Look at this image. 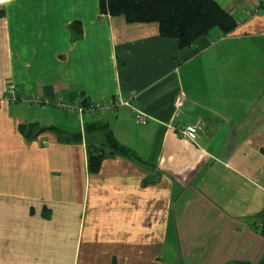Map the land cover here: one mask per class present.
Wrapping results in <instances>:
<instances>
[{
  "label": "crops",
  "instance_id": "1",
  "mask_svg": "<svg viewBox=\"0 0 264 264\" xmlns=\"http://www.w3.org/2000/svg\"><path fill=\"white\" fill-rule=\"evenodd\" d=\"M216 1L236 20L257 2ZM4 5L0 264H264V8L181 47L100 0ZM62 100L105 108L80 115ZM198 119L193 143L176 128ZM87 123L136 156L91 170L106 137Z\"/></svg>",
  "mask_w": 264,
  "mask_h": 264
},
{
  "label": "trees",
  "instance_id": "2",
  "mask_svg": "<svg viewBox=\"0 0 264 264\" xmlns=\"http://www.w3.org/2000/svg\"><path fill=\"white\" fill-rule=\"evenodd\" d=\"M100 7L102 12L111 15L125 14L131 22H157L161 35L178 39L181 47L194 44L213 30L226 35L238 27L235 16L216 0H100ZM4 14L2 0L0 17ZM85 127L87 131L98 128L105 132L106 137L105 146L89 153L91 170L97 171L103 158L109 155L136 156L117 140L106 123H87Z\"/></svg>",
  "mask_w": 264,
  "mask_h": 264
},
{
  "label": "built area",
  "instance_id": "3",
  "mask_svg": "<svg viewBox=\"0 0 264 264\" xmlns=\"http://www.w3.org/2000/svg\"><path fill=\"white\" fill-rule=\"evenodd\" d=\"M264 8V0H257V2L250 8L249 11H247L248 16L262 13V9ZM245 18L244 16H240L237 19L238 23L244 22ZM18 90L15 85H9L6 96L12 100H17L20 96L18 95ZM27 100L32 101L36 104H50L51 101L47 99L41 98L38 94H31L26 97ZM59 106L64 107L66 109L77 111L80 115L83 114H92L97 110H103L105 108V105L102 102H91L89 104H83L82 102H76V103H68L66 101H59ZM113 104V103H111ZM114 104L119 105H130L133 108V112L136 116V119L140 124H146L148 122L149 117L146 113H144L141 109H139L137 106H133L130 104L129 99H125L123 97H119V101L117 103L114 102ZM184 104V97L182 95H177L175 99V112L176 115L180 114L181 108ZM113 106V105H111ZM202 120L198 119L195 123L190 125H184V126H177V130L179 131L180 135L187 138L188 140L192 141L193 143H197L198 138L200 137V130L202 128Z\"/></svg>",
  "mask_w": 264,
  "mask_h": 264
},
{
  "label": "rangeland",
  "instance_id": "4",
  "mask_svg": "<svg viewBox=\"0 0 264 264\" xmlns=\"http://www.w3.org/2000/svg\"><path fill=\"white\" fill-rule=\"evenodd\" d=\"M249 10H250V9H249ZM249 10H248V11H249ZM249 16H252V15H249ZM249 16H248V13H247L246 16H244L245 20H246V18L249 17ZM239 17H240V16H239ZM245 20H244V21H245ZM242 23H243V21H242ZM253 79H254V80H253V86L256 87V84H257V81L255 80L256 78L254 77ZM260 88H261V86H260ZM262 89H263V92H264V79H263V86H262ZM18 99H20V97H19ZM28 101H29V100H28ZM29 102H32V101H29ZM32 103H33V104H36V103H34V102H32ZM36 105H39V106H48V104H36Z\"/></svg>",
  "mask_w": 264,
  "mask_h": 264
},
{
  "label": "snow or ice",
  "instance_id": "5",
  "mask_svg": "<svg viewBox=\"0 0 264 264\" xmlns=\"http://www.w3.org/2000/svg\"><path fill=\"white\" fill-rule=\"evenodd\" d=\"M0 2H2V0H0Z\"/></svg>",
  "mask_w": 264,
  "mask_h": 264
}]
</instances>
